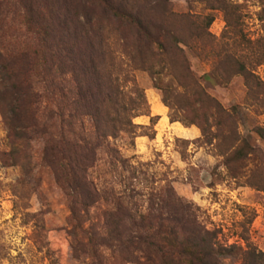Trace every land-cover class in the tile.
Instances as JSON below:
<instances>
[{
    "label": "trees",
    "instance_id": "1",
    "mask_svg": "<svg viewBox=\"0 0 264 264\" xmlns=\"http://www.w3.org/2000/svg\"><path fill=\"white\" fill-rule=\"evenodd\" d=\"M34 1L41 11L29 8L24 17L33 44L14 52L0 51V118L7 131V150L0 157L27 173L37 166L49 170L75 217L78 207H92L99 198L88 177L98 151L117 155L109 139L124 136L133 143L138 130L152 131L159 119L149 116L134 72L148 71L157 80L165 72L179 83L187 78L174 72L170 50L182 52L183 46L200 57L206 53L204 45L215 46L214 53L205 54L214 57L211 73L201 78L219 85L242 78L248 106L264 114V81L257 74L264 66V0H256L260 34L255 38L245 31L242 4L193 0L223 14L219 41L208 32L212 15L169 13L167 0ZM188 78L193 81V76ZM193 87L195 105L212 104V114L202 122L171 114L169 122L196 125L203 138L216 137L206 125L211 122L219 130L223 114L232 119L239 110L234 106L226 113L195 81ZM161 97L172 109L164 94ZM139 116L149 118L147 127L132 123ZM253 133L264 142V128L256 127ZM143 134L153 138V132ZM36 139L42 147L32 161L29 152ZM231 147L227 166L242 163L254 152L246 141ZM105 214L102 240L112 243L114 251L122 249L126 264H220L234 254L233 248L219 243L215 231L204 229L191 215L153 220L143 214ZM79 222L74 228L83 232ZM243 255L244 264H257L262 257L253 250Z\"/></svg>",
    "mask_w": 264,
    "mask_h": 264
},
{
    "label": "rangeland",
    "instance_id": "2",
    "mask_svg": "<svg viewBox=\"0 0 264 264\" xmlns=\"http://www.w3.org/2000/svg\"><path fill=\"white\" fill-rule=\"evenodd\" d=\"M230 1L243 5L248 36L259 35L256 0ZM36 7L34 0H0V51L14 52L33 44L24 17L29 8L41 11L40 4ZM166 9L195 17L212 15L208 32L216 41L221 38L220 11L193 0H167ZM180 47L182 52H170L174 72L187 77L183 83L165 72L159 80L148 71L134 72L149 116L159 119L152 131L138 130L133 143L124 136L109 139L117 155L98 151L88 177L99 198L92 207H78V217L71 214L69 199L49 170L37 166L27 173L0 157V264H126L122 249L114 251L112 243L102 240L108 211L119 216L143 214L153 220L191 215L204 229L215 231L222 246L233 248L234 254L220 264H244L243 254L249 250L261 254L257 264H264V142L253 133L256 127L264 128V114L248 106L242 78L234 77L225 85L201 78L211 73L214 57L205 54L214 53L215 46L204 45L206 53L200 57ZM257 74L264 81V66ZM194 81L226 113L234 106L239 110L232 119L223 114L219 130L211 122L206 125L216 137L203 138L196 125L169 122L171 114L199 122L212 114V104L195 105ZM179 84H185L186 90ZM162 94L172 109L163 104ZM132 123L147 127L149 118L139 116ZM144 132H153V138ZM6 135L0 118V153L7 150ZM234 140L246 141L254 152L242 163L227 166ZM41 147L39 139L31 142L32 161ZM120 159L123 163H118ZM77 219L83 232L74 228Z\"/></svg>",
    "mask_w": 264,
    "mask_h": 264
}]
</instances>
